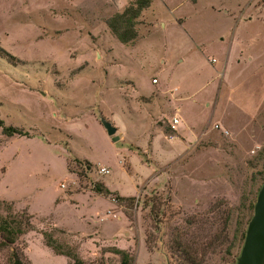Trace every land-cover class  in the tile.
<instances>
[{"label": "rangeland", "instance_id": "obj_1", "mask_svg": "<svg viewBox=\"0 0 264 264\" xmlns=\"http://www.w3.org/2000/svg\"><path fill=\"white\" fill-rule=\"evenodd\" d=\"M131 1L0 0V119L26 133L0 131V201L30 216L25 264H71L42 231L84 264L238 256L264 178V0H150L123 45L105 20Z\"/></svg>", "mask_w": 264, "mask_h": 264}, {"label": "trees", "instance_id": "obj_2", "mask_svg": "<svg viewBox=\"0 0 264 264\" xmlns=\"http://www.w3.org/2000/svg\"><path fill=\"white\" fill-rule=\"evenodd\" d=\"M149 4L150 0H133L129 2L121 12L115 13L105 20L106 27L120 44L127 45L135 40V25L137 18L140 12L147 8ZM4 54L7 57L12 58L7 53ZM0 131L1 134L6 137H11L13 135H26V133H23L12 126L4 125L1 119ZM263 180L264 178L262 181ZM92 190L97 194H110V192L100 184H94ZM119 199L128 202L133 201V198ZM252 205H250V209H252ZM153 211L157 214V211L153 210V207H150V213H153ZM30 228V216L28 214L25 212H15L13 211L11 204L5 201H0V250L6 247L10 248L6 264H25L21 252L17 251L13 246L18 237L26 233ZM58 232L61 233L62 231L58 230ZM52 233L53 231L41 232L42 240L46 247L51 249L55 255L68 258L71 261V264H84L78 257L76 249L73 246L68 245L67 243H58L52 236ZM177 245H180L179 248L181 252L187 256L184 247L178 243ZM113 250L115 254L119 255V261L117 264H130V257L125 251L120 249Z\"/></svg>", "mask_w": 264, "mask_h": 264}, {"label": "water", "instance_id": "obj_3", "mask_svg": "<svg viewBox=\"0 0 264 264\" xmlns=\"http://www.w3.org/2000/svg\"><path fill=\"white\" fill-rule=\"evenodd\" d=\"M98 121L110 141L117 142L119 137L116 128L100 116ZM166 264H169L168 261ZM234 264H264V180L257 190L252 214L246 223L242 245Z\"/></svg>", "mask_w": 264, "mask_h": 264}, {"label": "built area", "instance_id": "obj_4", "mask_svg": "<svg viewBox=\"0 0 264 264\" xmlns=\"http://www.w3.org/2000/svg\"><path fill=\"white\" fill-rule=\"evenodd\" d=\"M152 82H155V80L153 79ZM177 124H178V120L173 117L172 119H170L169 129L174 131ZM97 173L100 174V175H105V174L108 173V171L105 168H99Z\"/></svg>", "mask_w": 264, "mask_h": 264}]
</instances>
